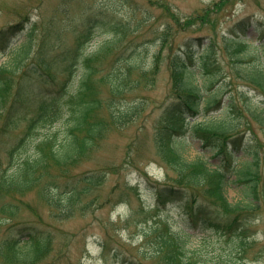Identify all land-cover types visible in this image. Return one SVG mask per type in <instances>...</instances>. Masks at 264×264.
I'll use <instances>...</instances> for the list:
<instances>
[{
    "label": "rangeland",
    "instance_id": "rangeland-1",
    "mask_svg": "<svg viewBox=\"0 0 264 264\" xmlns=\"http://www.w3.org/2000/svg\"><path fill=\"white\" fill-rule=\"evenodd\" d=\"M94 15L97 18H128L131 26L135 21L146 19L138 30L122 37L118 47L114 46L97 60L99 73L115 67L124 70L130 63L134 66L135 76L138 69L149 68L152 57L158 54V67L154 75L148 76L152 83H148L146 78L144 83L141 81L139 86L129 89L121 98H112L106 83L98 81L96 84L102 101H114V109L119 110L121 105L138 104L141 110L127 124L111 127L90 158L71 169L66 178L60 179L62 182L79 178L85 173L104 172L103 181L93 187L88 197L83 198V202L94 198L91 207L77 211L69 219L53 217L49 206L39 195V186H36L20 194V200L26 203L17 218L0 225V234H14L22 224L50 230L55 236V250L38 264H127L130 260L134 264H164L161 255L152 253L153 238L149 241L142 235L153 224V215L156 214L163 217L173 231L189 234V251L184 264H216L222 254L232 252L235 255L238 251L233 245L240 237L250 243L248 249L238 256L241 263L264 264L262 201L256 210L245 217L249 223L243 230L229 236L192 223L180 199L168 200L158 210L153 207L156 186L175 183L173 171L165 166L161 147L156 141L158 123L172 98L170 56L174 52H181L184 56L190 52L194 62L199 63L208 47L212 49L213 72L218 75L213 87L219 84L224 87L216 93L217 97H221L222 106L210 111L208 116L225 115L230 94L238 108H243V111L237 112L242 116L241 126L247 135L248 149L258 152L259 180L256 191L262 196L264 89L241 77L223 37L230 34L234 25L247 21L246 31L239 35L246 38L248 46L255 44L259 49L243 47L247 61L242 65H248L253 60L264 69V0H0V28L19 20L24 26L34 25L37 32L47 25H56L65 30V44L70 43L77 28ZM106 31L107 27L96 31L84 53L94 51L108 38L117 39ZM161 34L167 37L164 43L158 42ZM17 37L18 42L25 39L24 31ZM38 39L39 34L34 44ZM10 58L11 54L2 53L0 64ZM247 68L243 67L244 70ZM56 73L60 75V70ZM99 73L95 74L96 78ZM195 75L201 84L198 71ZM39 99L40 96H33L22 103L11 126L0 135V173L9 163L8 152L12 146H20L18 158L26 157L34 152V143L38 138L62 126L58 122L27 133V125L36 113ZM105 111L106 107L102 106L101 112ZM201 117L199 115L197 118ZM183 138L186 137H174L173 144L186 160L201 157L212 166L220 163L219 156L202 148L198 140L186 138L187 141H184ZM250 158V155L241 152L234 160L235 170H243L246 160ZM228 175L225 196L229 202L236 203L245 196L244 184L235 181L234 173ZM45 182L43 180L40 185ZM5 198L8 199L9 195ZM204 200L211 202V199ZM210 208L216 210L212 204Z\"/></svg>",
    "mask_w": 264,
    "mask_h": 264
},
{
    "label": "trees",
    "instance_id": "trees-1",
    "mask_svg": "<svg viewBox=\"0 0 264 264\" xmlns=\"http://www.w3.org/2000/svg\"><path fill=\"white\" fill-rule=\"evenodd\" d=\"M144 19L131 26L128 18L90 16L67 44L63 41L65 30L56 25H47L37 32L34 25L27 27L19 20L0 28V55L11 54L9 61L0 64V135L11 126L22 103L33 96H40V99L36 113L27 125V133L58 122L62 125L60 134L55 132L38 138L34 152L26 157H17L20 146L10 148L9 163L0 173V225L19 216L26 203L20 200V194L36 186H39L40 197L56 218L69 219L77 211H85L94 204V198L84 202L83 198L103 181L104 172L85 173L62 182L60 179L66 178L73 167L90 158L111 127L127 124L140 112L138 104L114 109V101H102L96 84L98 81L106 83L109 95L115 99L139 86L141 81L144 83L146 78L148 83H152L148 76L154 75L158 67V54L152 57L149 68L138 69L135 76L134 66L130 63L124 70L115 67L99 73L97 60L114 46L118 47L122 37L138 30ZM246 22L234 25L230 34L224 35L225 47L233 54L234 67L241 77L264 89V69L253 60L242 65L247 61L243 47L259 49L255 44L248 46L246 38L239 35L247 29ZM103 27H107L111 37L117 39L108 38L94 51L84 53L96 31ZM23 31L25 39L18 42L17 35ZM38 34L39 39L34 44ZM158 37L159 43L167 40L165 34ZM211 52L208 47L199 63L194 62L190 52L185 56L174 52L170 56L172 98L158 123L156 141L166 165L173 171L175 183L164 184L154 190V208H160L168 200L180 199L192 223L229 236L242 231L249 223L245 217L256 210L261 201L264 203V191L261 197L256 191L258 152L248 149L247 135L241 126L242 116L237 112L243 108H238L230 94L227 113L220 117L208 116L210 111L222 106L221 97L216 93L224 88L221 84L213 87L218 75L212 69ZM123 61L127 62L126 59ZM244 66L248 68L244 70ZM58 70L60 75L56 73ZM197 71L202 78L201 84L195 75ZM97 73L99 76L96 78ZM102 106L106 107L105 113L101 112ZM199 115L202 119L197 118ZM190 117L193 119L191 124ZM176 135L197 139L202 148L219 156L220 163L212 166L201 157L186 160L172 144ZM239 150L251 158L246 160L245 168L238 171L233 169L232 160ZM234 171L235 181L244 184L245 196L231 203L225 196V187L229 182L228 173ZM43 180L46 182L40 185ZM7 195L8 199L5 198ZM211 204L216 210L210 208ZM25 228L27 231L24 233L21 228L19 234H0V264H38L55 250V236L50 230L28 224ZM188 235L171 230L167 224H162L161 219L143 231V236L149 241L153 238L152 253L161 255L164 264H184L189 251ZM234 246L238 252L220 255L216 264H242L238 256L248 249L250 243L240 237ZM127 264L134 262L130 260Z\"/></svg>",
    "mask_w": 264,
    "mask_h": 264
}]
</instances>
